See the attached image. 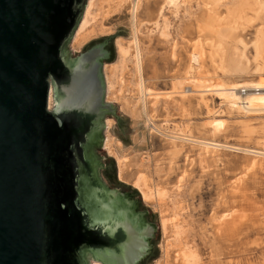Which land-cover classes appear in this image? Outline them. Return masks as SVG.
<instances>
[{
    "label": "rangeland",
    "instance_id": "374dc122",
    "mask_svg": "<svg viewBox=\"0 0 264 264\" xmlns=\"http://www.w3.org/2000/svg\"><path fill=\"white\" fill-rule=\"evenodd\" d=\"M82 20L67 46L72 57L123 30L103 73L105 100L127 128L107 112L101 146L159 225L152 264H264V100L241 103L248 91L218 87L264 79V0H88ZM211 21L230 32L203 42L201 26ZM183 131L182 150L170 157V136ZM117 142L148 175L151 198L119 178ZM211 142L222 145H204Z\"/></svg>",
    "mask_w": 264,
    "mask_h": 264
},
{
    "label": "water",
    "instance_id": "95a60500",
    "mask_svg": "<svg viewBox=\"0 0 264 264\" xmlns=\"http://www.w3.org/2000/svg\"><path fill=\"white\" fill-rule=\"evenodd\" d=\"M87 1L0 0V264L159 255V225L101 146L107 112L127 128L103 73L123 30L67 50Z\"/></svg>",
    "mask_w": 264,
    "mask_h": 264
},
{
    "label": "bare ground",
    "instance_id": "6f19581e",
    "mask_svg": "<svg viewBox=\"0 0 264 264\" xmlns=\"http://www.w3.org/2000/svg\"><path fill=\"white\" fill-rule=\"evenodd\" d=\"M138 2H139V0H138ZM139 4V3H138ZM87 6V5H86ZM89 7H90V5H89ZM137 3H136V6L134 7L135 9H137ZM86 9V8H85ZM137 11V10H136ZM83 16H84V14H83ZM83 16H82V18H83ZM82 20V19H81ZM81 20H80V22H81ZM86 20H87V16H85V18L82 20V22H81V24H80V27H82V25L86 22ZM211 23H212V21H211ZM136 24V23H135ZM79 26V25H78ZM138 26V25H137ZM218 25H216V27L215 26H213V23L210 25V23L208 22L207 23V26L204 28H202V26H201V30L200 31H202V32H200L199 33V37H200V39L204 42V40L207 38V41H209L208 39H210L212 36H214V37H217V38H223V37H225L226 35H228L227 33H228V31H229V29L228 28H225V27H223V28H221V27H217ZM134 27H135V25H134ZM77 29H78V27H77ZM77 29H76V31H77ZM80 30V29H79ZM78 30V31H79ZM204 30H206V32L207 33H205V34H203V31ZM75 32L76 33V37L79 35V32ZM230 32V31H229ZM202 33V34H201ZM75 35V34H74ZM85 36V38L88 36V35H84ZM208 36H210L209 38H208ZM84 38V37H83ZM136 39H137V37H136ZM216 39H214V41H215ZM206 41V40H205ZM212 42V41H211ZM207 43V42H206ZM121 46V45H120ZM122 46L120 47V49L122 50ZM123 51V50H122ZM121 51V52H122ZM213 54H214V52H213ZM216 55V54H215ZM218 55V54H217ZM220 55V54H219ZM211 56H212V58H214L213 57V55H212V53H211ZM222 59V58H221ZM261 70V69H260ZM194 71H195V69L193 68V66H189L188 67V69H187V75L188 76H191V75H193L194 74ZM219 89H220V91H222V92H229V94H231L232 95V93H234V90L235 89H237V88H239V92H242L241 90H242V88H247V90L246 91H248V92H246L245 94H244V97H242L241 99L243 100L241 103H243L244 101H245V103H246V99H247V97H252V99H258V100H264V79H261L260 78V81L259 82H243V83H237V84H234V85H232V84H230V83H226V82H224V81H221L220 83H219ZM52 89H51V91H50V95H49V101H50V104H49V106H52L53 105V96H52ZM228 94V93H227ZM55 99V98H54ZM252 101V100H251ZM250 101V102H251ZM125 104H126V106H129L130 105V101H126L125 102ZM246 105V104H245ZM248 105V104H247ZM253 105V104H252ZM54 106H55V104H54ZM251 106V105H250ZM255 106V105H254ZM261 106V105H260ZM264 106V105H263ZM245 107V106H244ZM247 107V106H246ZM262 107V106H261ZM263 109V108H262ZM132 111V110H131ZM130 112V111H129ZM131 113H133L135 116L137 115H139V113H138V111L137 112H131ZM151 117V116H150ZM175 128V127H174ZM175 130V129H174ZM179 130V129H178ZM185 130V129H184ZM186 131V130H185ZM185 131H183V132H175L172 136H170V139H169V145L171 146V149L169 150L170 151V157L171 156H176L179 152H181V150H182V146H180L179 144V142H180V140H186L185 139V135H187L188 133H189V131H186V132H188L187 134H185L184 135V133H185ZM189 134H191V132L189 133ZM187 138V137H186ZM190 138V137H189ZM193 139V138H192ZM189 140V139H188ZM190 140H191V138H190ZM189 140V141H190ZM196 141H197V139H196ZM195 142V141H194ZM200 143H201V141H200ZM212 143V142H211ZM196 144V143H195ZM218 144V143H217ZM216 143H212V144H210V143H205L204 145L207 147V148H209V147H212V148H214V147H216V148H219L218 146H220V145H222L221 143H220V145H217ZM113 145V147H114V149L116 150V155H117V158H118V162H119V170H120V172H119V178L121 179V180H123V181H130V182H132L138 189H140V191H141V193H142V195H143V197L145 198V199H149V198H151V195L152 194H150L149 193V189H150V187H149V183L151 182V180L148 178V175H146L145 173H137L138 171L137 170H135L134 169V167L136 168V166H137V163L136 162H134L133 163V159H131V158H129V156L126 154V153H124L125 151H124V148H123V146H122V144H121V142H117V143H114V144H112ZM197 145V144H196ZM201 145H202V143H201ZM224 146V145H223ZM201 147H203L204 148V146H201ZM221 147V146H220ZM170 148V147H169ZM212 148H210V149H212ZM210 149H206L207 151H209ZM168 151V152H169ZM250 151H252V153H253V150H250ZM261 152V151H260ZM264 153V152H263ZM255 154V153H254ZM257 154V153H256ZM257 155H260L259 153L257 154ZM262 155H264V154H262ZM173 159V158H172ZM253 160V159H252ZM255 163H256V160H254V161H251V165L250 166H253V165H255ZM136 165V166H135ZM140 166H142V165H140ZM137 173V174H136ZM151 184V183H150ZM152 190V189H151ZM152 192V191H151ZM221 217V216H220ZM223 217V216H222ZM165 226V225H164ZM95 260H97V261H100V260H98V259H95ZM95 260H93V261H95ZM92 261V262H93ZM101 262V263H100ZM100 262H95L94 264H105L104 262H102V261H100Z\"/></svg>",
    "mask_w": 264,
    "mask_h": 264
},
{
    "label": "flooded vegetation",
    "instance_id": "af4514ba",
    "mask_svg": "<svg viewBox=\"0 0 264 264\" xmlns=\"http://www.w3.org/2000/svg\"><path fill=\"white\" fill-rule=\"evenodd\" d=\"M52 96H53V105L52 106H50V107H53L54 106V104H55V99H54V90L52 89ZM50 102V101H49Z\"/></svg>",
    "mask_w": 264,
    "mask_h": 264
},
{
    "label": "built area",
    "instance_id": "2783aa9c",
    "mask_svg": "<svg viewBox=\"0 0 264 264\" xmlns=\"http://www.w3.org/2000/svg\"><path fill=\"white\" fill-rule=\"evenodd\" d=\"M246 90H247V88H242L241 91H242V92H246Z\"/></svg>",
    "mask_w": 264,
    "mask_h": 264
}]
</instances>
